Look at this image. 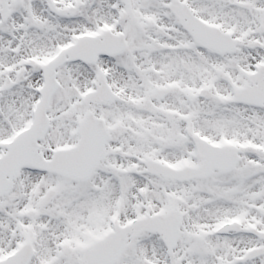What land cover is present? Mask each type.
Masks as SVG:
<instances>
[{
  "label": "snow or ice",
  "instance_id": "snow-or-ice-1",
  "mask_svg": "<svg viewBox=\"0 0 264 264\" xmlns=\"http://www.w3.org/2000/svg\"><path fill=\"white\" fill-rule=\"evenodd\" d=\"M0 264H264V0H0Z\"/></svg>",
  "mask_w": 264,
  "mask_h": 264
}]
</instances>
